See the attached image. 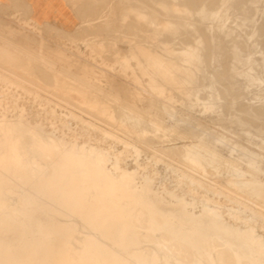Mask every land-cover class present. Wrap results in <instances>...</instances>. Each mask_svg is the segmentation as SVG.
I'll return each instance as SVG.
<instances>
[{"label": "rangeland", "instance_id": "1", "mask_svg": "<svg viewBox=\"0 0 264 264\" xmlns=\"http://www.w3.org/2000/svg\"><path fill=\"white\" fill-rule=\"evenodd\" d=\"M146 1L68 0L79 22L78 27L71 32L38 25L23 3L19 1L12 4L0 3V20L2 21H0V30L3 31L0 32V53L13 57L17 61L13 60L11 64L0 57V97H2L0 98V117L7 112L10 115L15 113L13 109L11 110L14 106L16 109H26L25 118L30 124L38 121L37 114H39L44 122H52L60 132L66 130L67 141L76 140L79 143L97 145L106 152L108 154L106 166L109 170L108 173L99 160H89L84 156L76 155L71 152L67 144L60 148L56 147L53 145V140L39 136L35 131L17 125L15 122L0 128V162L2 164L0 176L8 172L4 164L23 163L25 166L20 167L18 172L24 177L27 176L25 178L30 189L38 192L36 194L41 197V201L37 202L32 191H21L18 186L14 187L15 192H18L12 195L6 193L3 187L0 189V200L12 205L19 215L24 216L21 219L16 218L8 211H2L0 205V264H38L39 262L43 264H130L132 259L138 264H158L160 261L163 264H218L217 248L213 241L215 239H219L225 246L232 249L234 264H264V209H261L264 208V129H262L264 115L261 118L260 113H257L260 111L264 114V58H261L264 57V0H254V2L253 0H224L223 2L221 0H179L180 2L160 0L161 3L155 2L158 0H151L159 6L152 5L149 0ZM163 1L166 5H177V11L175 6H168L165 10L166 5L162 3ZM134 2L137 3L136 6L131 4ZM140 2L145 3L143 5ZM170 2L172 4H169ZM199 7L202 8L198 9ZM212 7L215 11H212ZM187 8L191 9L190 12L186 11ZM202 9L204 11H201ZM220 9L222 12H219ZM242 10L245 12L242 13ZM196 11L200 15L195 13ZM150 13L153 15L151 16ZM202 13L207 15L206 18L202 16ZM171 14H174V17L178 16L179 22L173 15L171 17ZM194 17L200 20L197 21L198 19ZM158 19L166 20L159 22ZM181 20L185 21V25ZM193 21L197 22L196 26ZM165 23L170 26L167 24L163 26ZM174 24H176L175 27ZM208 26L210 27L207 28ZM194 27L197 28L194 29ZM200 29L203 31L201 32ZM8 30L13 32L10 33ZM191 30H194L197 35L190 33ZM204 31L209 35H206ZM15 33L21 35L15 36ZM166 34L168 35L165 36ZM187 34H191L189 36L192 39L194 36L197 38L193 39L195 41L190 40ZM198 34L203 40L199 39ZM169 35L176 37L172 36L174 39H171ZM10 37L12 40L9 39ZM183 38L185 42H182ZM198 39L199 42H197ZM205 40L209 41L205 42ZM169 44H175V46H168ZM179 44L185 48L187 46L189 50ZM208 44L213 45L209 47ZM176 46L183 47L184 50L181 48L179 50ZM242 47L245 50L243 53ZM134 51L136 56L133 54ZM226 52L234 56L228 57ZM192 53H197V61L190 64L185 59ZM43 56L48 57H44L43 60ZM50 58L54 59V62ZM69 61L71 66L67 65ZM210 61L215 62L209 64ZM248 65L250 66L247 67ZM189 66H192L194 71H188ZM143 67L148 69L145 70ZM227 68L232 71L228 72ZM173 71H175L174 74ZM10 75L14 78L11 79ZM249 78L257 80L258 85H250ZM24 80L26 87L23 85ZM33 88H37L35 92ZM174 88L175 91H173ZM233 89L237 92L234 93ZM158 92H161L159 96L156 95ZM224 95L228 98H224ZM235 96L242 100L237 101ZM151 105L160 109L155 110L153 109L155 107ZM88 106H97L100 109V115L107 123L101 120L94 122L91 112L82 111ZM8 107L11 108L8 109ZM245 107L249 110L247 111ZM106 110L109 115L105 113ZM45 128L46 131H51L47 126ZM107 128V131L114 133L105 134L104 130ZM56 137L62 138L60 133H56ZM125 142L139 148L138 156L131 146L125 145ZM116 157L119 158L122 169L134 170L135 174L128 177L127 174L117 173V178L110 175L116 172L114 168ZM50 162L54 163V166L49 165ZM187 162L194 165L196 169H189L186 166ZM222 164L223 166L220 167ZM192 174L199 180H203L205 185L192 184L187 178ZM210 174L213 175L212 178ZM129 181L133 182L131 188L127 185ZM209 181L212 186L208 184ZM113 186L120 188L122 193L115 194L112 190ZM220 187L221 190H219ZM125 199H128V203ZM138 207L146 209L149 213L148 228L141 227L132 221L131 214ZM209 207L215 208L216 212ZM25 210L28 213H25ZM169 212L176 217L172 219L167 217ZM218 214H222L231 226L221 222ZM156 215L161 218V222ZM176 220H180L182 224ZM79 223L84 224V232L80 231ZM146 232L154 234L166 232L178 238L189 246L196 261H188L186 254L181 250H176L174 253L166 252L162 242L144 240L141 233ZM166 244L170 242L167 241ZM75 255L77 260L73 261L72 257Z\"/></svg>", "mask_w": 264, "mask_h": 264}, {"label": "bare ground", "instance_id": "2", "mask_svg": "<svg viewBox=\"0 0 264 264\" xmlns=\"http://www.w3.org/2000/svg\"><path fill=\"white\" fill-rule=\"evenodd\" d=\"M146 1V0H145ZM162 1V0H161ZM164 1H168V0H164ZM162 2V3H166V2ZM171 2H172V0H170ZM179 1V0H178ZM184 1V0H183ZM222 2L224 1V0H221ZM250 1V0H249ZM256 1V0H255ZM95 2V1H94ZM147 2V1H146ZM149 2H152L151 0H149ZM155 2H157V3H159L160 2V0H158V1H155ZM169 3V4H172V3ZM180 2V1H179ZM178 2V3H179ZM199 2V1H198ZM218 2V1H217ZM236 2V1H235ZM234 2V3H235ZM253 2H254V0H253ZM124 3V2H123ZM141 4H143L144 5V3L145 2H140ZM161 3V2H160ZM183 4H186L185 2H182ZM182 3H180V4H182ZM200 3V2H199ZM221 3V2H220ZM220 3H218V5H220ZM248 3H250V2H248ZM105 4V3H104ZM131 4H135L134 6H136V4L137 3H131ZM130 4V5H131ZM140 4V5H141ZM154 4H156V3H153L152 2V5H154ZM168 4V3H167ZM173 4H174V2H173ZM182 4V5H183ZM188 4V3H187ZM100 5V4H99ZM122 5V4H121ZM148 6H149V4H147ZM151 4H150V6L151 7H154V6H152ZM157 6H159L158 4H156ZM166 5V4H165ZM189 5V4H188ZM188 5H186V6H188ZM190 5H191V2H190ZM189 5V6H190ZM222 5H223V3H222ZM221 5V6H222ZM234 6H235V4H233ZM237 5V4H236ZM246 5H247V3H246ZM251 5V4H250ZM252 5H254V4H252ZM78 6V5H77ZM93 6V5H92ZM139 6V5H138ZM167 6V7H166ZM165 6V10H166V8H168V6H172V5H166ZM175 6V7H174ZM176 6L177 5H173L172 7H174L175 8V10H176ZM179 6V5H178ZM184 6V5H183ZM188 6V7H189ZM194 6V5H193ZM193 6H191V7H193ZM201 6H203V4L201 5ZM233 6V7H234ZM239 6V5H238ZM244 6V5H243ZM17 7V6H16ZM88 7V6H87ZM91 7V6H90ZM89 7V8H90ZM104 7V6H103ZM129 7V6H128ZM146 7V6H145ZM162 7V6H161ZM190 7V8H191ZM249 7V6H248ZM14 8V7H13ZM84 8H85V6H84ZM162 8H164V7H162ZM162 8H160V9H162ZM177 8H179V7H177ZM181 8H183L182 6H181ZM180 8V9H181ZM184 8H186V7H184ZM195 8V6L193 7V9ZM200 8H202V7H199L198 9H200ZM210 8V7H209ZM214 8H215V6H214ZM227 8V7H226ZM226 8L224 9V11L226 10ZM250 8V7H249ZM260 8V7H259ZM81 9V8H80ZM154 9H155V7H154ZM157 9V8H156ZM172 9V8H171ZM180 9H178V10H180ZM235 9H237V7L235 8ZM251 9V8H250ZM76 10V9H75ZM92 10V9H91ZM148 10V11H147ZM146 11L147 12H149V9H147ZM165 10H163L165 13H167ZM168 10V9H167ZM182 10V9H181ZM189 10V11H188ZM190 10L191 9H186V11H188V12H190ZM206 10V9H205ZM211 10V9H210ZM222 10H223V8H222ZM230 10V9H229ZM240 10H241V8H240ZM260 10V9H259ZM78 11V10H77ZM86 11H88V9L86 10ZM162 11V12H163ZM177 11V10H176ZM185 11V10H184ZM195 11V10H194ZM200 11V10H199ZM201 11H204L203 9L201 10ZM212 11H215L214 9H213V7H212ZM211 11V12H212ZM218 11V10H217ZM221 11V9L219 10V12ZM232 11V10H231ZM243 11V10H242ZM255 11V10H254ZM253 11V12H254ZM92 12V11H91ZM153 12H155V11H153ZM161 12V13H162ZM163 12V13H164ZM182 12H183V10H182ZM206 12V11H205ZM209 12V11H208ZM208 12H207V14H208ZM222 12V11H221ZM237 12V11H236ZM245 12V10L242 12V13H244ZM247 12V11H246ZM253 12H252V14H253ZM81 13H83L84 14V12H81ZM162 13V14H163ZM171 13H173V12H171ZM195 13H197V14H199L200 15V13H198L197 11L195 12ZM168 14V13H167ZM174 14H176V13H174ZM174 14H171V17H172V15H173V17H174ZM189 14H191V13H189ZM196 14V15H197ZM203 14H205V13H202V16H207V15H203ZM220 14V13H219ZM239 14V13H238ZM248 14H250V13H248ZM106 15V14H105ZM128 15V14H127ZM145 15H147V13L145 14ZM150 15L152 16L153 15V13H150ZM165 15V14H164ZM199 15H197V16H199ZM242 15V14H241ZM245 15V14H244ZM254 15V14H253ZM104 16V15H103ZM129 16V15H128ZM148 16H149V14H148ZM160 16V15H159ZM159 16L157 17V18H159ZM194 16V15H193ZM212 16H214V15H212ZM220 16V15H219ZM251 16V15H250ZM263 16H264V14H263ZM142 17V16H141ZM161 18H163L164 19V17H162V16H160ZM176 17V16H175ZM174 17V18H175ZM178 17V16H177ZM177 17H176V19H177ZM201 17V16H200ZM235 17V16H234ZM236 17H238V16H236ZM248 17V16H247ZM152 18V17H151ZM194 18H197L198 19V17H194ZM206 18V17H205ZM204 18V19H205ZM208 18H209V16H208ZM211 18V17H210ZM213 18V17H212ZM225 18V17H224ZM239 18V17H238ZM237 18V19H238ZM244 18H245V16H244ZM250 18V17H249ZM259 18V17H258ZM84 19V18H83ZM96 19V18H95ZM153 19V18H152ZM155 19H156V17H155ZM162 19V20H163ZM166 19H169V18H167L166 17ZM165 19V20H166ZM175 19V20H176ZM181 19V18H180ZM204 19H202V20H204ZM217 19V18H216ZM220 19V18H219ZM246 20H247V18H245ZM261 19V18H260ZM161 19H158V21L159 22H161L162 21ZM164 20V21H165ZM172 19H170V21H171ZM174 20V21H175ZM183 20V19H182ZM182 20H181V22H182ZM200 19H198L197 21H199ZM215 20V19H214ZM235 20V19H234ZM1 21V20H0ZM164 21H162V22H164ZM168 22V23H170V25H171V22ZM177 22H179V20L177 19L176 20ZM222 21V20H221ZM248 21V20H247ZM250 21V20H249ZM2 22V21H1ZM101 22V21H100ZM167 22V21H166ZM172 22H173V20H172ZM185 21H183L182 23H184ZM190 22V21H189ZM194 22V21H193ZM192 22V23H193ZM203 22V21H202ZM204 22H206V21H204ZM258 22V21H257ZM261 22V21H260ZM259 22V23H260ZM36 23V22H35ZM97 23V22H96ZM99 23V22H98ZM168 23H165V25H163V26H166V24H167V26L169 25ZM173 23H175V22H173ZM172 23V24H173ZM182 23H180L181 24V26H183L184 27V25H185V23H184V25L182 24ZM197 23V22H196ZM196 23L194 22V24H195V26H196ZM212 23V22H211ZM224 23V22H223ZM241 23V22H240ZM133 24V23H132ZM131 24V25H132ZM137 24V23H136ZM143 24V23H142ZM179 24V23H178ZM177 24V25H178ZM229 24V23H228ZM94 25V24H93ZM112 25V24H111ZM141 25V24H140ZM169 25V26H170ZM175 25L176 24H174L173 26L175 27ZM189 25H190V23H189ZM214 25V24H213ZM126 26H128V25H126ZM135 26V25H134ZM138 26V25H137ZM136 26V27H137ZM145 26V25H144ZM158 26V25H157ZM163 26H162V28H163ZM172 26V27H173ZM186 26H187V21H186ZM192 26V25H191ZM191 26H189V27H191ZM194 26V25H193ZM198 26V25H197ZM202 26V25H201ZM218 26V25H217ZM227 26V25H226ZM244 26V25H243ZM133 27V26H132ZM205 27V29H206V26H204ZM210 26H208L207 28H209ZM86 28V27H85ZM103 28V27H102ZM134 28V27H133ZM148 28V27H147ZM169 28H171V27H169ZM168 28V29H169ZM185 28V27H184ZM183 28V29H184ZM195 28H197V27H194V29ZM199 28H201V29H203V27H199ZM243 28V27H242ZM55 29V28H54ZM88 29V28H87ZM98 29V28H97ZM104 29V28H103ZM112 29V28H111ZM110 29V30H111ZM149 29V28H148ZM174 29V28H173ZM193 29V28H192ZM200 29V30H201ZM219 29H220V27H219ZM4 30V29H3ZM53 30V29H52ZM102 30V29H101ZM106 30V29H105ZM109 30V31H110ZM113 30V29H112ZM144 30V29H143ZM145 30H146V28H145ZM150 30V29H149ZM190 30V29H189ZM210 30V29H209ZM208 30V31H209ZM5 31H7V29L5 30ZM4 31V32H5ZM9 31V30H8ZM12 31V30H11ZM11 31H9L10 33H11ZM116 31V30H115ZM147 31V30H146ZM171 31V30H170ZM169 31V32H170ZM184 32L183 33H185V30H183ZM203 30H201V32H202ZM235 31V30H234ZM0 32H3V31H1L0 30ZM13 32V31H12ZM87 32V31H86ZM100 32V31H99ZM113 32V31H112ZM132 32V31H131ZM144 32V31H143ZM169 32H167V33H169ZM175 32V31H174ZM191 32H195L194 30H191L190 31V33ZM196 32H198V31H196ZM206 32H207V29H206ZM206 32L204 31V33L206 34ZM211 32V31H210ZM231 32H233V31H231ZM95 33V32H94ZM110 33V32H109ZM139 33H140V31H139ZM181 33H182V31H181ZM193 33H192V35H193ZM224 33V32H223ZM16 34L17 33H15V36H16ZM19 34V33H18ZM17 34V35H18ZM83 34V33H82ZM108 34V33H107ZM138 34V33H137ZM172 34V33H171ZM195 35H197L196 33H194ZM203 34V33H202ZM208 35H209V33H207ZM206 34V35H207ZM244 34V33H243ZM5 35V34H4ZM19 35H21V34H19ZM69 35V34H68ZM71 35V34H70ZM118 35V34H117ZM131 35V34H130ZM133 35V34H132ZM168 34H166L165 36H167ZM176 35V34H175ZM174 35V36H175ZM184 35H186V34H184ZM188 36H187V38L189 37H191V36H189V35H191V34H187ZM199 35V34H198ZM219 35V34H218ZM222 35V34H221ZM227 35H229L228 33H227ZM234 35H236V34H234ZM241 35V34H240ZM6 36V35H5ZM8 36V35H7ZM6 36V37H7ZM14 36V37H15ZM164 36V37H165ZM169 36H171V35H169ZM173 36V35H172ZM171 36V37H172ZM173 36V37H174ZM177 36H179L178 34H177ZM181 36V35H180ZM179 36V37H180ZM202 36V35H201ZM211 37H213L212 35H210ZM224 36V35H223ZM222 36V37H223ZM53 37V36H52ZM141 37H145V36H141ZM152 37V36H151ZM162 37H163V33H162ZM161 37V38H162ZM170 37V38H171ZM171 38V39H174V38ZM184 37V36H183ZM193 37V36H192ZM199 37H200V35H199ZM240 37V36H239ZM17 38V37H16ZM92 38V37H91ZM129 38V37H128ZM150 38V37H149ZM156 38V37H155ZM158 38V37H157ZM159 38H160V36H159ZM182 38V37H181ZM195 38H197V37H193V39H195ZM206 38V37H205ZM204 38V39H205ZM214 38V37H213ZM216 38V37H215ZM219 37L217 36V39H218ZM228 38V37H227ZM9 39H11V37L9 38ZM18 39V38H17ZM121 39H123V38H121ZM138 39V38H137ZM177 39V38H176ZM178 39H180V38H178ZM184 39V38H183ZM182 39V40H183ZM192 38H190V40H193ZM199 39H201V40H203L201 37L199 38ZM199 39H198V41L197 42H199ZM208 39H209V36H208ZM221 39V38H220ZM229 39H230V37H229ZM7 40H8V38H7ZM12 40V39H11ZM24 40V39H23ZM124 40H125V38H124ZM144 40V39H143ZM161 40V39H160ZM181 40V39H180ZM179 40V41H180ZM210 40H214V39H210ZM223 40V39H222ZM231 40V39H230ZM136 42H138L137 40H135ZM163 42H164V38H163V40H162ZM187 41V40H186ZM193 41H195V40H193ZM207 40H205V42H206ZM209 41V40H208ZM207 41V42H208ZM225 41H226V39H225ZM232 41V40H231ZM116 42V41H115ZM128 42V41H127ZM161 42V41H160ZM172 42V41H171ZM170 42V43H171ZM178 42V41H177ZM182 42H185V39H184V41H182ZM203 42V41H202ZM17 43V42H16ZM26 43V42H25ZM113 43V42H112ZM166 44H168L167 42H165ZM179 43V42H178ZM180 43H181V41H180ZM210 43H211V41H210ZM1 44V43H0ZM108 44V43H107ZM183 44V43H182ZM180 45L179 44V46H183V45ZM189 44V43H188ZM187 44V45H188ZM214 44V43H213ZM213 44H208V46L210 47V46H212ZM257 44V43H256ZM44 45V44H43ZM138 45H139V43H138ZM165 45V44H164ZM163 45V46H164ZM185 45H186V43H185ZM218 45H220V43L218 44ZM24 46H26L25 44H24ZM35 46H37V45H35ZM40 46V45H39ZM109 46V45H108ZM133 46H134V44H133ZM147 46V45H146ZM162 46V45H161ZM167 46V45H166ZM165 46V47H166ZM168 46H175V44L173 45H168ZM191 46V45H190ZM205 46H206V44H205ZM234 46V45H233ZM58 47V46H57ZM100 47V46H99ZM136 47V46H135ZM144 47V46H143ZM157 47V46H156ZM177 47V46H176ZM184 48H185V46H183ZM183 47L181 48V47H179V48H181V49H183ZM192 47V46H191ZM199 47V46H198ZM220 47V46H219ZM224 47V46H223ZM236 47H238V46H236ZM35 48H37V47H35ZM35 48H34V50H35ZM49 48V47H48ZM93 48V47H92ZM110 48H111V46H110ZM148 48V47H147ZM162 48V47H161ZM178 48V47H177ZM178 48V49H179ZM203 48H205V47H203ZM232 48V47H231ZM235 48V47H234ZM240 48V47H239ZM243 48V47H242ZM30 49V48H29ZM32 49H33V47H32ZM31 49V50H32ZM38 49V48H37ZM96 49V48H95ZM99 49H101V48H99ZM132 49V48H131ZM139 49H140V47H139ZM143 49H145V47L143 48ZM173 49V48H172ZM174 49H175V47H174ZM185 49H187V50H189L188 48H187V46H186V48ZM198 49V48H197ZM238 49V48H237ZM236 49V50H237ZM1 50V49H0ZM42 50V49H41ZM53 50V49H52ZM55 50V49H54ZM63 50V49H62ZM141 50V49H140ZM180 50V49H179ZM184 50V49H183ZM186 50V51H187ZM192 50H194L193 49V47H192ZM205 50H206V48H205ZM215 50V49H214ZM226 50V49H225ZM230 50V49H229ZM234 50V49H233ZM243 50H244V48L243 49H241V51H242V53H243ZM36 51V50H35ZM43 51V50H42ZM41 51V52H42ZM56 51H58V50H56ZM64 51V50H63ZM102 51V50H101ZM142 51H144V50H142ZM154 51V50H153ZM152 51V52H153ZM175 51V50H174ZM208 51V50H207ZM213 51V50H212ZM232 51V50H231ZM239 51V50H238ZM238 51H236V52H238ZM241 51H240V53H241ZM245 51V50H244ZM32 52V51H31ZM40 52V53H41ZM97 52V51H96ZM136 52H138V51H136ZM146 52V51H145ZM148 52H149V50H148ZM151 52V51H150ZM189 52H191V51H189ZM214 52H216V51H214ZM8 53V52H7ZM43 53H45V52H43ZM42 53V54H43ZM54 53V52H53ZM53 53H51V54H53ZM58 53V52H57ZM135 53V51L133 52V54ZM142 55H143V53L142 52H140ZM139 53V54H140ZM200 53V52H199ZM213 53V52H212ZM211 53V54H212ZM227 53V55H228V52H226ZM241 53V54H242ZM9 54V53H8ZM59 54V53H58ZM57 54V55H58ZM131 54H132V52H131ZM137 54V53H136ZM147 54V53H146ZM233 54V53H232ZM238 54V53H237ZM236 54V55H237ZM245 54V53H244ZM264 54V53H263ZM16 55V54H15ZM61 55H62V53H61ZM64 55V54H63ZM66 55V54H65ZM64 55V56H65ZM130 55V54H129ZM135 55V54H134ZM144 55H145V53H144ZM150 55H152V54H150ZM216 55V54H215ZM229 55H230V53H229ZM229 55H228V57H229ZM235 55V56H236ZM20 56V55H19ZM18 56V57H19ZM49 56H51V55H49ZM63 56V57H64ZM136 56V55H135ZM139 56V55H138ZM141 56V55H140ZM139 56V57H140ZM146 56V55H145ZM147 56H149V55H147ZM203 56V55H202ZM224 56V55H223ZM230 56H234V55H230ZM246 56V55H245ZM264 56V55H263ZM0 57H1V59L2 60H6V61H9L10 63L14 60V61H16V59L15 58H13V57H10V56H6V55H3V54H1L0 53ZM18 57H17V59H18ZM44 57H48V56H43V60H44ZM56 57H58V56H56ZM61 57V56H60ZM108 57V56H107ZM241 57V56H240ZM52 58V57H51ZM50 58V59H51ZM67 58H69V57H67ZM149 58V57H148ZM151 58V57H150ZM204 58H205V56H204ZM212 58V57H211ZM214 58V57H213ZM215 58H216V56H215ZM242 58V57H241ZM246 58V57H245ZM248 58V57H247ZM262 59L264 58V57H261ZM29 59V58H28ZM36 59V58H35ZM63 59V58H62ZM62 59H61V61H62ZM208 59V58H207ZM206 59V60H207ZM209 59H210V57H209ZM46 60V59H45ZM51 60H53V62H54V59H51ZM58 60H59V58H58ZM65 60H67V59H65ZM134 60V59H133ZM155 60V59H154ZM204 60V59H203ZM211 60V59H210ZM213 60H215V59H213ZM245 60V59H244ZM248 60V59H247ZM264 60V59H263ZM20 62H21V60H19ZM60 61V60H59ZM64 61V60H63ZM156 61V60H155ZM166 61H168V60H166ZM185 61L187 62V63H190V64H193V63H195L196 61H197V53H192V54H189V56L185 59ZM208 61V60H207ZM246 61V60H245ZM245 61H243V62H245ZM258 61V60H257ZM260 61V60H259ZM17 62V61H16ZM57 62V61H56ZM64 62H66V61H64ZM64 62H63V64H64ZM76 62V61H75ZM147 62V61H146ZM212 62H215V61H210L209 62V64H211ZM217 62V61H216ZM25 63V62H24ZM31 63V62H30ZM50 63V62H49ZM58 63H60V62H58ZM205 63V62H204ZM208 63V62H207ZM224 63V62H223ZM229 63H233V62H230L229 61ZM250 63V62H249ZM12 64V63H11ZM21 64V63H20ZM65 64H67V63H65ZM138 64H140V63H138ZM149 64V63H148ZM234 64V63H233ZM240 64V63H239ZM245 64V63H244ZM244 64H242V65H244ZM260 64V63H259ZM1 65V64H0ZM14 65H16V64H14ZM32 65V64H31ZM55 65V64H54ZM67 65H69V66H71L70 65V61H69V64H67ZM169 65V64H168ZM196 65V64H195ZM207 65V64H206ZM222 65V64H221ZM237 65V64H236ZM260 65H262V64H260ZM263 65H264V62H263ZM20 66V65H19ZM25 66V65H24ZM40 66V65H39ZM60 66V65H59ZM62 66V65H61ZM87 66V65H86ZM145 66V65H144ZM150 66V65H149ZM157 66H159V65H157ZM163 66H165V65H163ZM163 66H162V68H163ZM208 66H211V65H208ZM228 66V65H227ZM231 66V65H230ZM245 66V65H244ZM250 65H248L247 67H249ZM26 67V66H25ZM25 67H24V69H25ZM29 67H30V65H29ZM41 68H42V66H40ZM64 67V66H63ZM62 67V68H63ZM77 67V66H76ZM94 67V66H93ZM167 67V66H166ZM212 67V66H211ZM222 67V66H221ZM234 67V66H233ZM246 67V68H247ZM5 68V67H4ZM28 68V67H27ZM39 68V67H38ZM46 68V67H45ZM50 68V67H49ZM48 68V69H49ZM62 68H59L60 70L62 69ZM72 68H74V67H72ZM138 69L140 68V67H137ZM144 69H145V67H143ZM173 68H175V66L173 67ZM172 68V69H173ZM182 68V67H181ZM180 68V69H181ZM207 68V67H206ZM213 68V67H212ZM229 68V67H228ZM228 68H227V70H228ZM3 69V68H2ZM31 69V68H30ZM29 69V70H30ZM33 69V68H32ZM79 69V68H78ZM86 69V68H85ZM137 69V70H138ZM147 69H148V67H147ZM147 69H145V70H147ZM159 69V68H158ZM166 69V68H165ZM164 69V70H165ZM197 69V68H196ZM214 69V68H213ZM226 69V68H225ZM50 70H51V68H50ZM53 70V69H52ZM65 70H67V69H65ZM77 70V69H76ZM84 70V69H83ZM141 70V69H140ZM179 70V69H178ZM181 70H183V69H181ZM187 70L188 71H190V72H192V71H194V68L192 67V66H189V68H187ZM210 70V69H209ZM222 70V69H221ZM226 70V71H227ZM230 70V69H229ZM229 70H228V72H229ZM253 70V69H252ZM6 71H7V68H6ZM32 71V70H31ZM144 71V70H143ZM165 71H167V70H165ZM164 71V72H165ZM172 71V70H171ZM170 71V72H171ZM232 70H230V72H231ZM4 72V71H3ZM12 72H14V71H12ZM76 72V71H75ZM79 72H80V70H79ZM147 72V71H146ZM5 73V72H4ZM10 73H11V70H10ZM9 73V74H10ZM15 74H16V72H14ZM150 73H151V71H150ZM172 73V72H171ZM175 73V71H173V74ZM178 73V72H177ZM235 73V72H234ZM8 74V75H9ZM36 74V73H35ZM68 74V73H67ZM146 74V73H145ZM162 74V73H161ZM164 74V73H163ZM173 74H171V76L173 75ZM213 74H214V72H213ZM233 74V73H232ZM2 75V74H1ZM6 75V74H5ZM70 75V74H69ZM78 75V74H77ZM86 75H88V74H86ZM90 75V74H89ZM93 75V74H92ZM141 75H143V74H141ZM167 75V74H166ZM178 75V74H177ZM188 75V74H187ZM211 75H212V70H211ZM71 76V75H70ZM94 76V75H93ZM153 76H155V75H153ZM169 76V75H168ZM167 76V77H168ZM182 76H184V74L182 75ZM189 76V75H188ZM200 76V75H199ZM213 76V75H212ZM253 76V75H252ZM261 76V75H260ZM259 76V77H260ZM10 77H11V75H10ZM9 77V78H10ZM13 78H14V76H12ZM12 77H11V79H12ZM19 77H20V74H19ZM22 77V76H21ZM51 77H52V74H51ZM72 77H73V75H72ZM77 77V76H76ZM81 77V76H80ZM83 77V76H82ZM176 77V76H175ZM237 77V76H236ZM255 77H257L256 75H255ZM17 78V77H16ZM78 78V77H77ZM120 78V77H119ZM157 78V77H156ZM162 78H163V76H162ZM169 78V77H168ZM258 78V77H257ZM23 79V78H22ZM55 79V78H54ZM72 79H74V78H72ZM82 79V78H81ZM136 79V78H135ZM143 79V78H142ZM165 79V78H164ZM183 79H184V77H183ZM198 79H199V77H198ZM225 79H227V78H225ZM228 79H229V77H228ZM235 79V78H234ZM15 80V79H14ZM17 80V79H16ZM20 80V79H19ZM134 80V79H133ZM180 80H181V78H180ZM190 80H191V78H190ZM223 80V79H222ZM86 81V80H85ZM137 81V80H136ZM168 81V80H167ZM179 81V80H178ZM182 81V80H181ZM180 81V82H181ZM189 81V80H188ZM199 81H201L200 79H199ZM220 81V80H219ZM229 81H231V80H229ZM17 82V81H16ZM25 80L23 81V83H22V81H21V83L23 84V85H25V87L27 86V84H25ZM43 82H44V80H43ZM90 82V81H89ZM160 82V81H159ZM177 82V81H176ZM215 82H217V80L215 81ZM226 82V81H225ZM244 82V81H243ZM257 80H255V79H253V78H249L248 79V83L250 84V85H256L257 83ZM29 83V82H28ZM70 83V82H69ZM148 83V82H147ZM152 83V82H151ZM167 83H169V81L167 82ZM172 83H174V82H172ZM191 83H192V81H191ZM220 83V82H219ZM15 84H17V83H15ZM20 84V83H19ZM127 84V83H126ZM138 84V83H137ZM149 84V83H148ZM154 84V83H153ZM157 84V83H156ZM181 84H182V82H181ZM223 84V83H222ZM231 84V83H230ZM261 84V83H260ZM33 85V84H32ZM87 85H89V84H87ZM91 85H92V83H91ZM144 85V84H143ZM142 85V86H143ZM158 85V84H157ZM168 85V84H167ZM246 85V84H245ZM244 85V86H245ZM258 85V84H257ZM29 86H30V84H29ZM135 86V85H134ZM141 86V85H140ZM172 86V85H171ZM180 86V85H179ZM185 86H187V85H185ZM20 87H22V86H20ZM31 87V86H30ZM34 87V86H33ZM35 87H37V86H35ZM89 87H90V85H89ZM144 87V86H143ZM148 87V86H147ZM153 87H154V85H153ZM165 87H166V85H165ZM165 87H164V89H165ZM182 87V86H181ZM217 87H219V86H217ZM226 87L228 88V86L226 85ZM92 88V87H91ZM145 88V87H144ZM149 88V87H148ZM156 88V87H155ZM168 88H169V86H168ZM167 88V89H168ZM170 88H172V87H170ZM179 88V87H178ZM220 88V87H219ZM219 88H217V89H219ZM230 88H231V85H230ZM259 88V87H258ZM27 89V88H26ZM35 89H37V88H33V91L35 92ZM38 89H41V88H38ZM83 89V88H82ZM162 89V88H161ZM183 89V88H182ZM238 89V88H237ZM262 89V88H261ZM261 89H260V91H261ZM23 91H25V89H23ZM75 91H76V89H75ZM89 91H90V89H89ZM92 91H93V89H92ZM98 91H99V89H98ZM136 91H137V89H136ZM155 91H156V89H155ZM157 91H159V89H157ZM168 91H169V89H168ZM173 91H175V88L173 89ZM185 91H186V89H185ZM235 91H236V89H235ZM242 91H243V89H242ZM251 91H252V89H251ZM31 92V91H30ZM37 92V91H36ZM68 92V91H67ZM74 92V91H73ZM131 92V91H130ZM183 92V91H182ZM181 92V93H182ZM225 92V91H224ZM228 92H230V89H228ZM232 92V91H231ZM233 92H234V89H233ZM233 92H232V94H233ZM237 92V91H236ZM236 92H234V93H236ZM240 92V91H239ZM258 92V91H257ZM26 93V92H25ZM43 93V92H42ZM54 93V92H53ZM79 93V92H78ZM128 93V92H127ZM159 93H161V92H158L156 95H158ZM185 93V92H184ZM220 93V92H219ZM222 93V92H221ZM226 93V92H225ZM255 93V92H254ZM14 94V93H13ZM38 94V93H37ZM40 94V93H39ZM133 94V93H132ZM170 94V93H169ZM231 94V93H230ZM231 94V95H232ZM240 94H242V93H240ZM244 94H245V92H244ZM253 94V93H252ZM257 94V93H256ZM262 94V93H261ZM80 95V94H79ZM134 95V94H133ZM175 95V94H174ZM236 95V94H235ZM12 97H13V95H11ZM15 96H16V94H15ZM38 96H40V95H38ZM99 96V95H98ZM137 96V95H136ZM151 96V95H150ZM159 96V95H158ZM168 96V95H167ZM171 96V95H170ZM169 96V97H170ZM180 96V95H179ZM225 96V95H224ZM232 96H234V95H232ZM231 96V97H232ZM237 96V95H236ZM235 96V97H236ZM239 96V95H238ZM27 97V96H26ZM43 97V96H42ZM42 97H41V99H42ZM162 97V96H161ZM249 97V96H248ZM0 98H2V97H0ZM14 98V97H13ZM20 98V97H19ZM44 98H46V97H44ZM53 98V97H52ZM60 98V97H59ZM86 98H88V97H86ZM135 98V97H134ZM133 98V99H134ZM199 98V97H198ZM224 98H228V97H224ZM237 98V97H236ZM235 98V99H236ZM244 98V97H243ZM251 98V97H250ZM258 98V97H257ZM70 99V98H69ZM81 99V98H80ZM147 99V98H146ZM170 99V98H169ZM201 99V98H200ZM241 99V98H240ZM240 99H238L237 98V101L238 100H240ZM5 100H7L6 98H5ZM31 100V99H30ZM46 100V99H45ZM49 100H51V98H49ZM61 100V99H60ZM67 100H68V98H67ZM66 100V101H67ZM87 100V99H86ZM228 100V99H227ZM234 100V99H233ZM242 100V99H241ZM240 100V101H241ZM65 101V102H66ZM70 101V100H69ZM79 101V100H78ZM97 101V100H96ZM118 101V100H117ZM144 101V100H143ZM236 101V100H235ZM4 102V101H3ZM11 102V101H10ZM53 102V101H52ZM55 102H56V100H55ZM57 102H58V100H57ZM136 102H137V99H136ZM135 102V103H136ZM142 102V101H141ZM163 102V101H162ZM248 102V101H247ZM30 103V102H29ZM43 103V102H42ZM230 103H232L231 101H230ZM260 103V102H259ZM148 104V103H147ZM262 104V103H261ZM58 105H59V103H58ZM141 105V104H140ZM148 105H150V104H148ZM227 105V104H226ZM238 105V104H237ZM249 105V104H248ZM62 106H63V104H62ZM151 106H154V105H151ZM33 107V106H32ZM32 107H31V109H32ZM35 107V106H34ZM72 107V106H71ZM112 107V106H111ZM147 107V106H146ZM155 108H153V109H155L156 110V108H158V107H156V106H154ZM231 107V106H230ZM230 107H229V109H230ZM250 107V106H249ZM11 107H8V109H10ZM65 108V107H64ZM145 108V107H144ZM148 108V107H147ZM147 108H145V109H147ZM225 108V107H224ZM246 108V107H245ZM252 108V107H251ZM14 110V112L15 113H11V115L10 114H8V112H7V114L5 115H2L1 117H0V128H3V127H5L7 124H9L10 122H15V124H19V125H22V126H24L25 128H27V129H29V130H31V131H35L36 133H37V135H39V136H43V137H45L46 139H50V140H53V145L54 146H56V147H62L63 145H65V144H67V145H69L70 146V149H71V152L72 153H74V154H76V155H81V156H84V157H86L87 159H89V160H95V159H97V160H99L101 163H102V167L106 170V171H108V173H109V170H108V168H107V162H108V154L106 153V152H104L102 149H100L99 147H97V145H91V144H85V143H79L78 141H76V140H74V142H72V141H67V139H66V137H67V134H68V132L65 130V131H59L58 130V128L52 123V122H44V120H42L41 119V116L39 115V114H37V119H38V121L35 123V124H30V122H27V119L25 118V116H26V114H25V111H26V109L25 108H15V106H14V108L12 107L11 108V110ZM30 109V108H29ZM37 109V108H36ZM70 109V108H69ZM130 109H132V108H130ZM129 109V110H130ZM134 109H136V108H134ZM151 109V108H150ZM158 109H160V108H158ZM158 109H157V112H158ZM247 109V108H246ZM40 110V109H39ZM84 110H86V111H89V112H91L92 114H91V117L93 118V120H94V122H96L97 123V120H101V122H104L105 120L103 119L104 117H102L101 115H100V109L97 107V106H88V107H84L83 109H82V111H84ZM249 109H247V111H248ZM253 110V109H252ZM252 110H251V113H252ZM259 110V109H258ZM263 110V109H262ZM9 111V110H8ZM37 111V110H36ZM86 111H84V112H86ZM128 111V110H127ZM133 111V110H132ZM152 111V110H151ZM240 111V110H239ZM243 111V110H242ZM242 111H241V113H242ZM246 111V110H245ZM245 111L243 112L244 114H245ZM255 111V110H254ZM254 111H253V114H254ZM257 111V110H256ZM17 112V113H16ZM28 112H30V111H28ZM73 112V111H72ZM160 112V111H159ZM228 112V111H227ZM260 113V115H261V118H262V115H264V114H262L260 111H257V113ZM75 113H77V112H75ZM79 113V112H78ZM105 113L107 114V115H109V112L106 110L105 111ZM149 113H151L150 111H149ZM232 113V112H231ZM250 113V114H251ZM256 113V112H255ZM256 113V114H257ZM87 114H89L88 112H87ZM152 114V113H151ZM28 115V114H27ZM150 115V114H149ZM154 115V114H153ZM249 115V114H248ZM260 115H258L259 117H260ZM75 116V115H74ZM81 116V115H80ZM169 116V115H168ZM239 116V115H238ZM246 118H247V116L246 115H244ZM252 117H254L253 115H251ZM256 116V115H255ZM90 117V119L92 120V118ZM250 117V116H249ZM251 117V119L253 120V118ZM82 118V117H81ZM240 119V118H239ZM248 119V118H247ZM83 120V119H82ZM148 120V119H147ZM243 120V119H242ZM251 120V121H252ZM257 120V119H256ZM163 121H166V120H163ZM246 121V120H245ZM253 121H255V119L253 120ZM93 122V121H92ZM259 122V121H258ZM91 123V122H90ZM107 122L105 121V124H106ZM99 124V123H98ZM254 124V123H253ZM44 125H46L49 129H51V131L49 132V131H46L45 129V127H44ZM96 125V124H95ZM101 126V125H100ZM17 127V126H16ZM99 127V126H98ZM103 127V126H102ZM258 127V126H257ZM7 128V127H6ZM45 128V129H44ZM114 128V127H113ZM117 128V127H116ZM19 129V128H18ZM24 129V128H23ZM104 129H105V127H104ZM115 129V128H114ZM257 129V128H256ZM259 129V128H258ZM262 129H264V128H262ZM261 129V130H262ZM108 130V128L106 129V130H104V133L105 134H111V133H114L113 131L112 132H109V131H107ZM117 130V129H116ZM23 131V130H22ZM259 132H260V130H258ZM3 132V131H2ZM24 132H26L25 131V129H24ZM4 133V132H3ZM20 133V132H19ZM31 133V132H30ZM56 133H60V135H61V137L62 138H60V137H56ZM103 133V134H104ZM262 133V132H261ZM7 134V133H6ZM22 134V133H21ZM104 134V135H105ZM263 134H264V131H263ZM2 135V134H1ZM123 135H125V134H123ZM4 136V135H3ZM22 136V135H21ZM93 136V135H92ZM115 136V135H114ZM121 136V135H120ZM119 136V137H120ZM260 136V135H259ZM6 137V136H5ZM4 137V138H5ZM14 137V136H13ZM28 137V136H27ZM32 137V136H31ZM42 137V138H43ZM118 137V139L119 140H121V141H123L122 139H120V138H123V136L122 137H120L119 138ZM128 137V136H127ZM105 138V137H104ZM188 138V137H187ZM21 139V138H20ZM44 139V138H43ZM127 139H129V138H127ZM131 139H133V138H131ZM2 140V139H1ZM30 140H31V138H30ZM42 140V139H41ZM103 140V139H102ZM17 141V140H16ZM129 141V140H128ZM131 141V140H130ZM133 141V140H132ZM131 141V142H132ZM11 142V141H10ZM9 142V143H10ZM14 142V141H13ZM21 142V141H20ZM110 142V141H109ZM137 142V141H136ZM5 143V142H4ZM3 143V144H4ZM44 143V142H43ZM34 144V143H33ZM135 144V143H134ZM138 144V143H137ZM10 145H12V144H10ZM17 145V144H16ZM125 145L126 146H131L133 149H134V151L136 152V155L138 156V154H139V148H137V146H135V145H133V144H129L128 142L126 143L125 142ZM191 145V144H190ZM9 146V145H8ZM20 146V145H19ZM24 146V145H23ZM152 146V145H151ZM21 148H22V146H20ZM16 148V147H15ZM20 148V149H21ZM104 148V147H103ZM131 148V149H132ZM195 148V147H194ZM34 149V148H33ZM32 149V150H33ZM155 149V148H154ZM195 149H197V148H195ZM18 150V149H17ZM23 150V149H22ZM36 150H38V149H36ZM156 150V149H155ZM160 149H158V151H159ZM163 150V149H162ZM170 150H171V148H170ZM7 151V150H6ZM19 151V150H18ZM21 151V150H20ZM158 151H156V152H158ZM161 151V150H160ZM28 152V151H27ZM161 152H164V151H161ZM180 152V151H179ZM4 153H5V151H4ZM3 153V154H4ZM10 153V152H9ZM31 153H33V152H31ZM17 154H18V152H17ZM39 154V153H38ZM164 154H165V152H164ZM10 155V154H9ZM19 155V154H18ZM20 155H22V154H20ZM29 155V154H28ZM34 155H36V154H34ZM153 155V154H152ZM156 155V154H155ZM11 156V155H10ZM40 156V155H39ZM157 156V155H156ZM168 156V155H167ZM240 156V155H239ZM26 157V156H25ZM36 157V156H35ZM47 157V156H46ZM154 157V156H153ZM160 157V156H159ZM177 157V156H176ZM225 157V156H224ZM23 158V157H22ZM150 158V157H149ZM161 158V157H160ZM159 158V159H160ZM38 159V158H37ZM111 159V158H110ZM116 159V167H114L115 168V173L114 174H110V175H112L114 178H117L118 177V175H116L117 173H124V174H127L128 175V177H130V176H132V175H134L135 174V171L134 170H125V169H122L121 167H120V165H119V158H115ZM151 159V158H150ZM158 159V158H157ZM163 159V158H162ZM238 159V158H237ZM240 159V158H239ZM26 160V159H25ZM29 160V159H28ZM122 160V159H121ZM24 161V160H23ZM160 161H162V160H160ZM179 161V160H178ZM237 162V161H236ZM49 163V162H48ZM94 164V163H93ZM136 164V163H135ZM152 164V163H151ZM167 164H169V163H167ZM1 162H0V167H1ZM5 166L4 167H7L8 168V172H7V174H3V175H1L0 176V189L2 188L6 193H8V194H13V193H16V192H18V191H16L15 192V190H14V187H16V186H18L19 188H20V190L22 191V190H25V191H32V193H33V195L35 196V198H36V201L37 202H40L41 201V197L40 196H38V194H36V193H38V192H36L35 190H32V189H30V187H29V184H28V182L26 181V178L25 177H27V176H23V175H21L19 172H18V169L20 168V167H24L25 165L23 164V163H21V162H19V163H17V164H11L10 165V163H7V164H4ZM49 165H51V166H54V163H52V162H50V164ZM172 165V164H171ZM168 166V165H167ZM186 166L190 169H196V167L194 166V165H192L190 162H187L186 163ZM221 166H223V164L222 165H220V167ZM225 166V165H224ZM245 166V165H244ZM175 167H176V165H175ZM113 168V167H112ZM176 168H178V167H176ZM185 168V167H184ZM137 169V168H136ZM206 169V168H205ZM183 171V170H182ZM187 171H188V169H187ZM206 171V170H205ZM176 172V171H175ZM185 172V171H184ZM141 173H142V171H141ZM175 174V173H174ZM189 174V173H188ZM202 174V173H201ZM200 175V174H199ZM211 175V174H210ZM212 176L213 175H211V178H212ZM139 177V176H138ZM202 177V176H201ZM188 180L192 183V184H195V183H197V184H199V185H205V183H203V180H199V178H196L195 176H194V174H192V175H189L188 177ZM225 178V177H224ZM232 178V177H231ZM215 179V178H214ZM211 181H212V179H211ZM219 181V180H218ZM222 181V180H221ZM232 181V180H231ZM147 182V181H146ZM262 182V181H261ZM207 183V182H206ZM214 183L215 184H218V183H216L215 181H214ZM222 183V182H221ZM8 184H11V186H7ZM209 185H210V181H209V183H208ZM220 184V183H219ZM128 188H131L132 187V185H133V182L132 181H129L128 182ZM147 185V184H146ZM177 185V184H176ZM197 186V185H196ZM210 186H212V185H210ZM215 186H220V185H215ZM223 186V185H222ZM184 187H186V186H184ZM198 187V186H197ZM226 187V186H225ZM264 188V187H263ZM222 189H224V188H222ZM228 189V188H227ZM112 190H114V193L115 194H120V193H122V191L120 190V188H118V187H114L113 186V188H112ZM219 190H221V187H220V189ZM229 190V189H228ZM169 191V190H168ZM167 191V192H168ZM172 191H174L173 189H172ZM193 191H195V190H193ZM226 191V190H225ZM20 192V191H19ZM207 192V191H206ZM222 191H220V193H221ZM190 193V192H189ZM219 193V192H218ZM93 194V193H92ZM176 194V193H175ZM182 194V193H181ZM222 194V193H221ZM221 194H220V197H221ZM228 194V193H227ZM226 194V195H227ZM190 195H191V193H190ZM229 195V194H228ZM238 195V194H237ZM198 197H201V196H198ZM219 197V196H218ZM217 197V198H218ZM225 197V196H224ZM208 198H209V196H208ZM200 199V198H199ZM116 200V199H115ZM201 200V199H200ZM212 200V199H211ZM238 200V199H237ZM245 200H247V199H245ZM45 201V200H44ZM117 201V200H116ZM203 201V200H202ZM238 201H240V200H238ZM10 202V201H9ZM125 202L126 203H128V199H125ZM247 202H250V201H247ZM166 203V202H165ZM206 203V202H205ZM218 203V202H217ZM225 203H227V202H225ZM224 203V204H225ZM244 203V202H243ZM242 203V204H243ZM228 204V203H227ZM250 204V203H249ZM253 204H255V203H253ZM0 205L2 206V211H8L12 216H14V217H16V218H19V219H21V218H24V216H22V215H19L14 209H15V207H13L12 205L10 206V205H8L4 200H0ZM14 205V204H13ZM219 205V204H218ZM256 205H258V204H256ZM17 206H18V204H17ZM207 206H208V204H207ZM210 206V205H209ZM222 206V205H221ZM225 206V205H224ZM249 206V205H248ZM247 206V207H248ZM252 206V205H251ZM255 206V205H254ZM253 206V207H254ZM259 206V205H258ZM43 207V206H42ZM226 207V206H225ZM238 207H239V205H238ZM250 207V206H249ZM211 210H213V211H215L216 212V210H215V208H212V207H209ZM260 208V207H259ZM52 209V208H51ZM240 209V208H239ZM250 209V208H249ZM253 209V208H252ZM255 209V208H254ZM261 209H264V208H261ZM35 210L37 211V209L35 208ZM34 210V211H35ZM48 211V210H47ZM46 211V212H47ZM240 211H241V209H240ZM258 211V210H257ZM52 212V211H51ZM25 213H28L26 210H25ZM226 213H227V211H226ZM240 213V212H239ZM43 214H44V212H43ZM46 214V213H45ZM51 214H53V213H51ZM47 215V214H46ZM217 215V214H216ZM230 215V214H229ZM259 215H261V214H259ZM37 216H38V214H37ZM43 216V215H42ZM77 216V215H76ZM112 216V215H111ZM218 216H219V219H220V221L221 222H223V223H225L227 226H231L225 219H224V217H223V215L222 214H218ZM263 216V215H262ZM153 217H154V215H153ZM53 218V217H52ZM74 218V217H73ZM131 218H132V221L134 222V223H138L141 227H144V228H148L149 227V213H148V211L146 210V209H144V208H142V207H138V208H136L133 212H132V214H131ZM156 218L161 222V218L159 217V216H157L156 215ZM229 218H231V217H229ZM75 220H77L76 218H74ZM247 219V218H246ZM234 220V219H233ZM248 220V219H247ZM261 220V219H260ZM67 221V220H66ZM174 221V220H173ZM178 223H181L182 224V222L180 221V220H176ZM263 221V220H262ZM231 222V221H230ZM248 222V221H247ZM58 223V222H57ZM184 223V222H183ZM249 223H251V221L249 222ZM248 223V224H249ZM80 224V231L81 232H84L85 230H84V224H82V223H79ZM253 224V223H252ZM251 224V225H252ZM255 224V223H254ZM238 225V224H237ZM257 227V226H256ZM78 228V227H77ZM257 233V232H256ZM97 234V233H96ZM111 234V233H110ZM206 234V233H205ZM141 235H142V237L144 238V240H150V241H155V242H162V245H163V248L165 249V251L166 252H170V251H172L173 253L176 251V250H181L184 254H186V256H187V260L188 261H196L195 260V258L193 257V255H192V253H191V251H190V248H189V246L186 244V243H184V242H182V241H180L178 238H176V237H173L172 235H170V234H168V233H166V232H160V234H154L153 232H146V233H141ZM218 236V235H217ZM216 236V237H217ZM75 237H77V236H75ZM74 237V238H75ZM257 237V236H256ZM96 238V237H95ZM109 238V237H108ZM209 238V237H208ZM77 239V238H76ZM113 239V238H112ZM213 239V238H212ZM110 240V239H109ZM167 241H169L170 242V244H166V242ZM214 241V245H215V247L217 248V258H216V261L218 262V264H234V256H233V254H232V249H230L229 247H227V246H225L219 239H215V240H213ZM106 242V241H105ZM70 243V242H69ZM16 244V243H15ZM72 244V243H71ZM77 244H79V245H81V243L80 242H77ZM106 244V243H105ZM110 244V243H109ZM146 246V245H145ZM241 246V245H240ZM168 247V248H167ZM81 249V248H80ZM89 251V250H88ZM119 251V250H118ZM92 252V251H91ZM127 252V251H126ZM146 253V252H145ZM239 253V252H238ZM246 253V252H245ZM69 254V253H68ZM79 254V253H78ZM83 254V253H82ZM247 254V253H246ZM208 255V254H207ZM70 256V255H69ZM84 257V256H83ZM86 257H88V256H86ZM173 257V256H172ZM196 257V256H195ZM214 259V258H213ZM72 260L73 261H76L77 260V257H76V255L75 256H73L72 257ZM101 261V260H100ZM214 261V260H213ZM104 262V261H103ZM71 263V262H70ZM81 263V262H80ZM86 263H87V261H86ZM96 263H97V261H96ZM130 264H138L137 262H136V260H134V259H132V260H130V262H129ZM38 264H43V263H38ZM72 264V263H71ZM158 264H163V262H159ZM185 264V263H184Z\"/></svg>", "mask_w": 264, "mask_h": 264}, {"label": "crops", "instance_id": "3", "mask_svg": "<svg viewBox=\"0 0 264 264\" xmlns=\"http://www.w3.org/2000/svg\"><path fill=\"white\" fill-rule=\"evenodd\" d=\"M23 3L30 16L40 26L57 28L65 32L75 30L79 22L68 0H0L1 4ZM167 217L175 218L172 212Z\"/></svg>", "mask_w": 264, "mask_h": 264}]
</instances>
